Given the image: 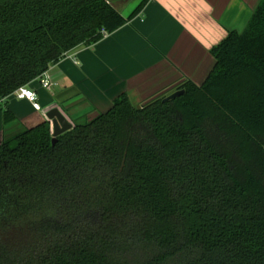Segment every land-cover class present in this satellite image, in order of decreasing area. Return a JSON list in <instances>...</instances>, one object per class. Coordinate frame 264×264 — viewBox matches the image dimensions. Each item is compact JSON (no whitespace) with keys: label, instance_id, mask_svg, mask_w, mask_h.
<instances>
[{"label":"trees","instance_id":"trees-1","mask_svg":"<svg viewBox=\"0 0 264 264\" xmlns=\"http://www.w3.org/2000/svg\"><path fill=\"white\" fill-rule=\"evenodd\" d=\"M148 2L0 0V101ZM210 55L174 100L3 139L0 264H264V0Z\"/></svg>","mask_w":264,"mask_h":264},{"label":"crops","instance_id":"crops-1","mask_svg":"<svg viewBox=\"0 0 264 264\" xmlns=\"http://www.w3.org/2000/svg\"><path fill=\"white\" fill-rule=\"evenodd\" d=\"M109 2L128 17L141 0ZM259 2L149 0L123 27L51 66L45 73L48 89L38 80L26 85L37 96V108L12 95L1 100L0 143L49 122L46 114L54 108L73 125L105 112L122 94L143 105L185 81L200 85L214 65L210 49L229 32L241 33ZM5 109L14 117L7 124Z\"/></svg>","mask_w":264,"mask_h":264},{"label":"water","instance_id":"water-1","mask_svg":"<svg viewBox=\"0 0 264 264\" xmlns=\"http://www.w3.org/2000/svg\"><path fill=\"white\" fill-rule=\"evenodd\" d=\"M183 95V91H175L171 95L164 98V102L174 100ZM47 120L50 122L51 132H52V143L54 144L56 138L65 132L72 129L73 125L69 123L66 117L56 108L51 109L46 114Z\"/></svg>","mask_w":264,"mask_h":264},{"label":"built area","instance_id":"built-area-1","mask_svg":"<svg viewBox=\"0 0 264 264\" xmlns=\"http://www.w3.org/2000/svg\"><path fill=\"white\" fill-rule=\"evenodd\" d=\"M101 32L104 35V37L107 36V34L105 33L104 30H101ZM37 80L39 81L40 85L43 88L48 89L50 87L49 80L45 76V73L43 75H41ZM12 96H15L19 100L29 101L30 103L33 104V106L35 108H37V104H36L37 96H36V94H35V92L33 90L28 89L26 86L18 88L12 94Z\"/></svg>","mask_w":264,"mask_h":264},{"label":"rangeland","instance_id":"rangeland-1","mask_svg":"<svg viewBox=\"0 0 264 264\" xmlns=\"http://www.w3.org/2000/svg\"><path fill=\"white\" fill-rule=\"evenodd\" d=\"M176 89H177V87L171 89L170 91H168V92H166V93H164V94H162V95H160L159 97H165V98H166L167 96H169V95H171L172 93H174L175 91H177ZM1 109H2V108H1Z\"/></svg>","mask_w":264,"mask_h":264}]
</instances>
